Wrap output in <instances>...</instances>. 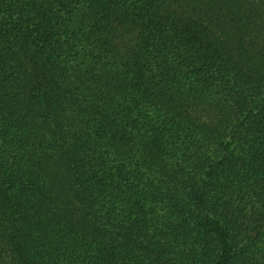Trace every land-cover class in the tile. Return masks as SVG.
<instances>
[{"label":"trees","instance_id":"obj_1","mask_svg":"<svg viewBox=\"0 0 264 264\" xmlns=\"http://www.w3.org/2000/svg\"><path fill=\"white\" fill-rule=\"evenodd\" d=\"M0 264H264V0H0Z\"/></svg>","mask_w":264,"mask_h":264}]
</instances>
